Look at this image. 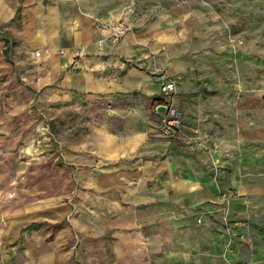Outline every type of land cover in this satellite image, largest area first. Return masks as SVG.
I'll return each mask as SVG.
<instances>
[{"label": "rangeland", "instance_id": "rangeland-1", "mask_svg": "<svg viewBox=\"0 0 264 264\" xmlns=\"http://www.w3.org/2000/svg\"><path fill=\"white\" fill-rule=\"evenodd\" d=\"M25 17L0 21V264H150L121 238L125 172L185 151L206 156L223 224L256 229L259 253L227 264H264V0H126L58 48V76Z\"/></svg>", "mask_w": 264, "mask_h": 264}, {"label": "crops", "instance_id": "crops-1", "mask_svg": "<svg viewBox=\"0 0 264 264\" xmlns=\"http://www.w3.org/2000/svg\"><path fill=\"white\" fill-rule=\"evenodd\" d=\"M125 2L0 0V21L8 22L18 10H23L26 17L22 31L26 42L41 48L51 75L58 76L70 62L68 55H58V48L89 42L95 34L102 33L97 18L111 22ZM97 84L94 81L88 85L96 90ZM185 153V156L166 157L161 154L154 164L152 160L145 161L133 171L125 172L132 175L128 182L137 193L129 202L134 213V229L132 233L122 231L121 238L134 241L139 248L134 253L150 258V264H227V260L243 261L258 254V249L248 248L242 236L249 231L255 233L252 219L231 218L239 224L231 223L230 229L227 228L220 212L215 211L217 202L207 176L206 156ZM223 250L227 251L225 258Z\"/></svg>", "mask_w": 264, "mask_h": 264}, {"label": "built area", "instance_id": "built-area-1", "mask_svg": "<svg viewBox=\"0 0 264 264\" xmlns=\"http://www.w3.org/2000/svg\"><path fill=\"white\" fill-rule=\"evenodd\" d=\"M172 88H173V81H167V82H165V83L162 84V90L164 92H166V93H168V91L172 90ZM176 119L177 118H175V120H172V121H174V123H176V121H177Z\"/></svg>", "mask_w": 264, "mask_h": 264}, {"label": "water", "instance_id": "water-1", "mask_svg": "<svg viewBox=\"0 0 264 264\" xmlns=\"http://www.w3.org/2000/svg\"><path fill=\"white\" fill-rule=\"evenodd\" d=\"M156 111L159 112V113L165 112L166 111V106H164V105H158L156 107Z\"/></svg>", "mask_w": 264, "mask_h": 264}, {"label": "trees", "instance_id": "trees-1", "mask_svg": "<svg viewBox=\"0 0 264 264\" xmlns=\"http://www.w3.org/2000/svg\"><path fill=\"white\" fill-rule=\"evenodd\" d=\"M161 104H163V100L161 98H157L156 105H161Z\"/></svg>", "mask_w": 264, "mask_h": 264}]
</instances>
